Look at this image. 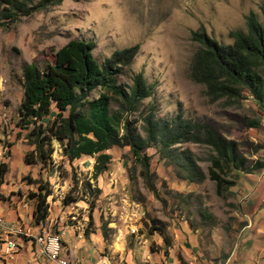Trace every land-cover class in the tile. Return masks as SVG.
<instances>
[{"label": "rangeland", "instance_id": "374dc122", "mask_svg": "<svg viewBox=\"0 0 264 264\" xmlns=\"http://www.w3.org/2000/svg\"><path fill=\"white\" fill-rule=\"evenodd\" d=\"M262 9L264 0H62L4 22L0 27V149L11 148L12 153H7L8 170L1 187L16 183L13 187L27 200L37 181H48L47 215L39 230L63 229L62 251L69 241L72 260L92 263L105 255L116 264H142L147 262L142 257L164 249L156 229L163 231L170 246L174 232L188 226L195 234L193 242L186 241V248L203 256L205 264H224L231 254L241 257L243 252L250 253L251 262L228 264H264V108L246 94L240 100L210 103L203 86L188 78L190 57L198 46L190 39L191 30L202 27L218 42L229 43L228 31H244L249 11L261 20ZM71 38L91 41L98 63L114 49L138 44L132 62L114 80L127 86L130 75L141 72L151 88L150 95L128 115L141 137H145L141 116L151 104L155 117L181 112L185 118L210 122L237 143L247 166L256 161L262 167L237 171L234 185L218 195L207 175L211 150L194 142L174 147L190 151L204 173L199 182L183 178L182 170L160 157L147 138L143 151L153 172L154 193L144 186L140 163L132 160L127 146L106 151L107 169L96 179L91 178L93 156L68 162L54 140L49 167L37 161L24 164L23 155L32 146L24 140L26 130L16 126L22 66L34 62L41 68ZM249 119L258 124L248 126ZM66 193L77 200L63 205ZM249 237L255 241H247ZM35 259L18 248L11 256H0V264H35Z\"/></svg>", "mask_w": 264, "mask_h": 264}, {"label": "trees", "instance_id": "16d2710c", "mask_svg": "<svg viewBox=\"0 0 264 264\" xmlns=\"http://www.w3.org/2000/svg\"><path fill=\"white\" fill-rule=\"evenodd\" d=\"M61 1L0 0V27L4 22ZM189 34L198 46L190 57L188 78L203 86L208 102L240 100L246 94L264 108V9L261 20L249 11L244 31L229 30V43L218 42L202 27ZM92 48L89 40L71 38L56 48L52 61L41 68L34 62L23 64L16 126L26 130L24 140L32 146L23 155L25 164L37 161L49 167L51 140H54L68 162L83 155L93 156L91 178L96 179L107 169L109 154L106 151L114 146H127L132 160L140 163L139 175L144 186L154 193L150 181L153 172L143 151L148 146L147 138L160 157L182 170L183 178L199 182L204 173L190 151L174 147L178 143L194 142L211 150L207 175L213 180L218 195L234 185L237 171L251 172L262 167V163L256 161L247 166V159L239 152L237 143L223 136L210 122L185 118L181 112L168 118L155 117L151 104L141 116L145 133V137H141L128 115L150 95L151 88L141 72L131 74L127 86L114 80L121 68L132 62L138 44L114 49L100 63L93 58ZM94 91L96 96L90 97ZM43 118H46L44 123ZM247 124L255 127L258 122L249 119ZM6 171L7 165L0 162V182ZM50 192L45 180L37 181L36 190L28 193V197L34 199V223L46 217V198ZM76 200L69 193L61 199L63 205ZM156 230L162 236L165 253L169 240L161 229Z\"/></svg>", "mask_w": 264, "mask_h": 264}, {"label": "crops", "instance_id": "0c3cea01", "mask_svg": "<svg viewBox=\"0 0 264 264\" xmlns=\"http://www.w3.org/2000/svg\"><path fill=\"white\" fill-rule=\"evenodd\" d=\"M8 150V152H10L11 154V148H8ZM4 163L7 165L6 160ZM6 172L2 177L3 181L5 180ZM1 185L2 180L0 182V215H2L6 222L9 223L21 220L22 224L30 226L31 231L33 233H36L40 228V223H34L33 226L30 224V222H34L32 218L34 199L28 197V199L25 200L24 194L17 191V187H13L14 185L4 188H2ZM67 231L69 232V230ZM194 234L195 233L192 232L188 226L181 227L178 233L174 232L173 239L171 240V245L167 247L165 253L163 251H159L154 254H149L148 256L142 257L141 261L146 260L149 264H205L206 259L203 256H197L195 254L189 253L188 249L186 248V241L193 242ZM255 236L256 235L254 234L252 235V237ZM252 237H249L247 241L251 240L252 242H254L255 238ZM15 240L19 244V251H22L27 257L32 256V247L27 241L24 240L23 237H16ZM251 246L256 247L253 243H251ZM71 248L72 247L68 241L64 254L66 253L70 257L73 254ZM249 255V252H243L241 257L235 254H231L224 264H228L230 262L236 263L240 260H247L251 262L252 259ZM74 262L76 264H92L94 261L92 263H89V261L80 258L77 260L75 259Z\"/></svg>", "mask_w": 264, "mask_h": 264}, {"label": "built area", "instance_id": "2783aa9c", "mask_svg": "<svg viewBox=\"0 0 264 264\" xmlns=\"http://www.w3.org/2000/svg\"><path fill=\"white\" fill-rule=\"evenodd\" d=\"M7 153L6 147L0 149V162L4 163L7 160ZM63 233V229L51 232L45 228L33 233L30 226L22 224L21 220L9 223L0 215V256L7 257L17 253L19 244L15 238L23 237L32 247V256L36 257L35 264H76L68 254H64L62 251L61 235ZM92 264L116 263H113L104 255L96 259ZM143 264L148 263L144 262Z\"/></svg>", "mask_w": 264, "mask_h": 264}]
</instances>
